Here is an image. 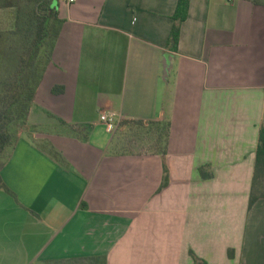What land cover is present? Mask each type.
Instances as JSON below:
<instances>
[{
  "label": "crops",
  "instance_id": "0c3cea01",
  "mask_svg": "<svg viewBox=\"0 0 264 264\" xmlns=\"http://www.w3.org/2000/svg\"><path fill=\"white\" fill-rule=\"evenodd\" d=\"M178 1L61 0L34 132L18 133L1 172L15 195L0 187V264H197L191 251L207 264H264V197L250 208L264 5L191 0L174 50ZM105 113L118 117L113 131ZM149 123L152 148L125 137Z\"/></svg>",
  "mask_w": 264,
  "mask_h": 264
},
{
  "label": "trees",
  "instance_id": "16d2710c",
  "mask_svg": "<svg viewBox=\"0 0 264 264\" xmlns=\"http://www.w3.org/2000/svg\"><path fill=\"white\" fill-rule=\"evenodd\" d=\"M253 1L255 4L264 5V0ZM60 2L61 0H0V9L13 8L16 10L15 24L11 33L18 37V46L10 47V51L0 50L1 57L6 56L12 61L11 65H5V76L0 81V187L13 195L15 194L5 184L1 173L6 151L16 143L19 129H26L28 126L32 105L46 68L52 59L56 41L64 23V19L59 15ZM190 4L191 0H179L173 15L174 24L169 45L174 50L179 48L181 26L188 18ZM0 36H2V32H0ZM63 91L62 86H55L53 89L55 94H61ZM163 125L164 151L166 152L169 123H163ZM86 129L71 128L72 132L77 135ZM88 134L87 131L84 137L87 138ZM44 146L51 155L60 161L64 160L62 154L49 143ZM205 171V167L200 168L202 176L209 178L211 174H206ZM262 182H264V125L260 128L256 148L250 208L264 197ZM167 183L168 175H166L162 187H165ZM229 254L233 257V250H230ZM191 255L197 264H207L193 251H191ZM91 260L98 264H107L106 257L98 256Z\"/></svg>",
  "mask_w": 264,
  "mask_h": 264
},
{
  "label": "rangeland",
  "instance_id": "374dc122",
  "mask_svg": "<svg viewBox=\"0 0 264 264\" xmlns=\"http://www.w3.org/2000/svg\"><path fill=\"white\" fill-rule=\"evenodd\" d=\"M16 19V10L13 8H1L0 9V32H2V36H0V50L1 51H10V47L18 46V37L14 36L11 33V30L14 28ZM5 57V58H3ZM4 64V66H2ZM12 61L10 58H7L6 56H0V81L5 76V65H11ZM137 125V124H136ZM161 127V126H160ZM27 131L30 130V132H34L33 127H26ZM119 128V127H118ZM129 127L124 128L121 131H124L125 129H128ZM137 128V132L133 133L130 131V128L128 131H126L125 137H128L132 141H140L142 143V147H145V149L152 148V145L156 143L157 138V128L156 125L149 123V124H138L137 127L133 126V129ZM163 129V125H162ZM25 129H19V132ZM83 134H86V130H82ZM80 133V135H82ZM124 135V134H122Z\"/></svg>",
  "mask_w": 264,
  "mask_h": 264
},
{
  "label": "built area",
  "instance_id": "2783aa9c",
  "mask_svg": "<svg viewBox=\"0 0 264 264\" xmlns=\"http://www.w3.org/2000/svg\"><path fill=\"white\" fill-rule=\"evenodd\" d=\"M75 0H67V2L72 3ZM101 120L106 123L108 129L113 131L118 125V117L116 113H105L101 115Z\"/></svg>",
  "mask_w": 264,
  "mask_h": 264
}]
</instances>
